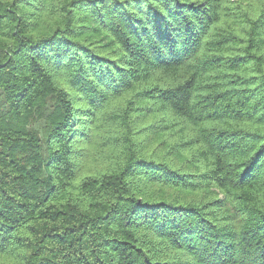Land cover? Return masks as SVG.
<instances>
[{
    "label": "trees",
    "instance_id": "16d2710c",
    "mask_svg": "<svg viewBox=\"0 0 264 264\" xmlns=\"http://www.w3.org/2000/svg\"><path fill=\"white\" fill-rule=\"evenodd\" d=\"M0 264H264V0H0Z\"/></svg>",
    "mask_w": 264,
    "mask_h": 264
}]
</instances>
